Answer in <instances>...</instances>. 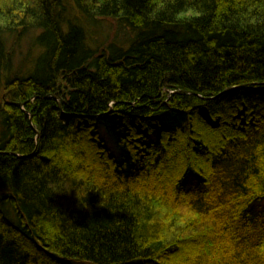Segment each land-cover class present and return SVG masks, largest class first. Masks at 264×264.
<instances>
[{
	"label": "trees",
	"instance_id": "1",
	"mask_svg": "<svg viewBox=\"0 0 264 264\" xmlns=\"http://www.w3.org/2000/svg\"><path fill=\"white\" fill-rule=\"evenodd\" d=\"M72 1L131 40L0 0V264H264V0Z\"/></svg>",
	"mask_w": 264,
	"mask_h": 264
},
{
	"label": "rangeland",
	"instance_id": "2",
	"mask_svg": "<svg viewBox=\"0 0 264 264\" xmlns=\"http://www.w3.org/2000/svg\"><path fill=\"white\" fill-rule=\"evenodd\" d=\"M64 4L66 7V12H70V14H67L68 16H70L69 19H71L72 16H77L78 22H80L79 19H83L80 23L83 24L84 29H86V38L88 44H90L92 47L104 49L111 43H115L119 46H126V43L131 40L133 32L129 28L122 26L118 22L112 19L104 18L85 20L84 16L82 15V13H80L79 10H77L72 0H64ZM19 33L20 32L7 34L8 40L6 41V46L8 48V51L10 52L7 57L9 58V62H11V66L13 69H15L17 66H20L23 68L21 69L24 70L32 67L33 62L38 55V49L34 45V39L37 32H35L34 30H29L24 33ZM165 92L168 94V97L169 95H171V90H165ZM1 96L2 92L0 91V99ZM213 137L215 139L218 138H216V135H214ZM74 161L78 162V160ZM84 161L87 162L85 159ZM87 167L89 170L98 169V166L93 163H87ZM7 208L9 209L10 207ZM10 216L13 218L12 214H10Z\"/></svg>",
	"mask_w": 264,
	"mask_h": 264
},
{
	"label": "bare ground",
	"instance_id": "3",
	"mask_svg": "<svg viewBox=\"0 0 264 264\" xmlns=\"http://www.w3.org/2000/svg\"><path fill=\"white\" fill-rule=\"evenodd\" d=\"M230 88H228L227 90H229ZM164 90H171V89H164ZM171 93H179V94H187V92L185 90H177V91H174V90H171ZM190 94V93H188ZM170 96V95H169ZM57 101L59 102L60 99H57ZM18 105H22V103H18ZM39 135V134H38Z\"/></svg>",
	"mask_w": 264,
	"mask_h": 264
}]
</instances>
